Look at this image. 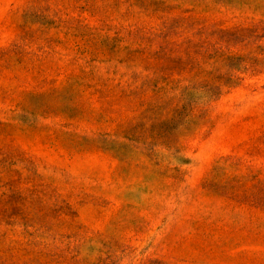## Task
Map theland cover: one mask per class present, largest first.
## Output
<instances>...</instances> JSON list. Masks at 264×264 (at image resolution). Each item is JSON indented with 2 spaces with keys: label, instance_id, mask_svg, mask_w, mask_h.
I'll return each instance as SVG.
<instances>
[{
  "label": "rangeland",
  "instance_id": "obj_1",
  "mask_svg": "<svg viewBox=\"0 0 264 264\" xmlns=\"http://www.w3.org/2000/svg\"><path fill=\"white\" fill-rule=\"evenodd\" d=\"M0 264H264V0H0Z\"/></svg>",
  "mask_w": 264,
  "mask_h": 264
}]
</instances>
